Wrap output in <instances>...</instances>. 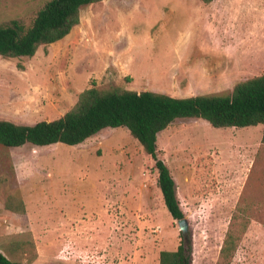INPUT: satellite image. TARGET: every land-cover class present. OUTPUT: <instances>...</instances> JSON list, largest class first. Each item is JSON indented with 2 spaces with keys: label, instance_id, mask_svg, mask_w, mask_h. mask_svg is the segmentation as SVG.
Here are the masks:
<instances>
[{
  "label": "rangeland",
  "instance_id": "obj_1",
  "mask_svg": "<svg viewBox=\"0 0 264 264\" xmlns=\"http://www.w3.org/2000/svg\"><path fill=\"white\" fill-rule=\"evenodd\" d=\"M46 1L0 0V25L28 27ZM263 70L264 0H101L33 56H0V119H56L92 81L185 97L230 93ZM262 130L192 117L158 133L191 264H217L229 229L239 238L228 264H264ZM152 167L124 127L78 145H0V250L29 264H159L183 236ZM11 195L24 212L6 207Z\"/></svg>",
  "mask_w": 264,
  "mask_h": 264
},
{
  "label": "trees",
  "instance_id": "obj_2",
  "mask_svg": "<svg viewBox=\"0 0 264 264\" xmlns=\"http://www.w3.org/2000/svg\"><path fill=\"white\" fill-rule=\"evenodd\" d=\"M101 0H48L39 8L28 27L13 20L0 25V56L31 57L40 45L62 39L79 22L81 7ZM204 3L212 0H201ZM201 118L211 126L245 127L261 124L264 143V70L235 83L230 93L172 96L152 90L102 89L94 81L79 93L77 102L62 116L34 124L0 119V145L47 146L54 143L78 145L104 128L124 127L151 156L156 184L173 219L183 217L176 196L175 181L164 162L157 157L159 132L176 119ZM6 207L24 212L19 196L11 195ZM245 227V225H244ZM238 236L231 229L224 236L217 264H228L237 247ZM221 261V262H220ZM191 245L182 240L175 250H161L159 264H191ZM0 264H29L14 260L0 250Z\"/></svg>",
  "mask_w": 264,
  "mask_h": 264
},
{
  "label": "water",
  "instance_id": "obj_3",
  "mask_svg": "<svg viewBox=\"0 0 264 264\" xmlns=\"http://www.w3.org/2000/svg\"><path fill=\"white\" fill-rule=\"evenodd\" d=\"M178 228L183 236L184 243L187 242L188 239V221L185 217L177 219Z\"/></svg>",
  "mask_w": 264,
  "mask_h": 264
}]
</instances>
